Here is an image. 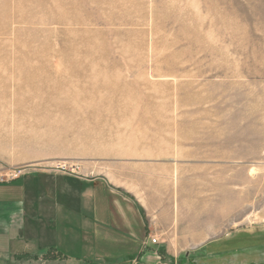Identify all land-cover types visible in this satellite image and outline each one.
<instances>
[{
	"label": "rangeland",
	"instance_id": "obj_1",
	"mask_svg": "<svg viewBox=\"0 0 264 264\" xmlns=\"http://www.w3.org/2000/svg\"><path fill=\"white\" fill-rule=\"evenodd\" d=\"M40 172L175 218L179 264H264V0H0V184Z\"/></svg>",
	"mask_w": 264,
	"mask_h": 264
},
{
	"label": "crops",
	"instance_id": "obj_2",
	"mask_svg": "<svg viewBox=\"0 0 264 264\" xmlns=\"http://www.w3.org/2000/svg\"><path fill=\"white\" fill-rule=\"evenodd\" d=\"M178 227L100 176L40 172L0 184V264H179L184 247L163 243L185 236Z\"/></svg>",
	"mask_w": 264,
	"mask_h": 264
},
{
	"label": "built area",
	"instance_id": "obj_3",
	"mask_svg": "<svg viewBox=\"0 0 264 264\" xmlns=\"http://www.w3.org/2000/svg\"><path fill=\"white\" fill-rule=\"evenodd\" d=\"M61 168H65V165H61ZM149 241L152 242V243H157L158 242V239L156 237H150L149 238Z\"/></svg>",
	"mask_w": 264,
	"mask_h": 264
},
{
	"label": "bare ground",
	"instance_id": "obj_4",
	"mask_svg": "<svg viewBox=\"0 0 264 264\" xmlns=\"http://www.w3.org/2000/svg\"><path fill=\"white\" fill-rule=\"evenodd\" d=\"M4 6V5H3ZM63 8V7H62ZM66 8V7H65ZM30 65V64H29Z\"/></svg>",
	"mask_w": 264,
	"mask_h": 264
}]
</instances>
